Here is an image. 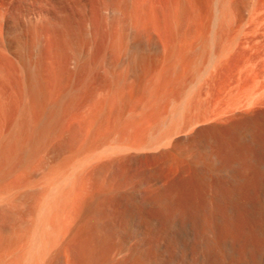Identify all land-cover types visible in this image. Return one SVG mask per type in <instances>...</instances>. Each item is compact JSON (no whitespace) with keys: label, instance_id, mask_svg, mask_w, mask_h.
<instances>
[{"label":"rangeland","instance_id":"1","mask_svg":"<svg viewBox=\"0 0 264 264\" xmlns=\"http://www.w3.org/2000/svg\"><path fill=\"white\" fill-rule=\"evenodd\" d=\"M0 264H264V0H0Z\"/></svg>","mask_w":264,"mask_h":264},{"label":"bare ground","instance_id":"2","mask_svg":"<svg viewBox=\"0 0 264 264\" xmlns=\"http://www.w3.org/2000/svg\"><path fill=\"white\" fill-rule=\"evenodd\" d=\"M213 165V164H212ZM209 168L211 169V170H215V168L213 167V166H209ZM210 231H213V228L210 226L209 228H208Z\"/></svg>","mask_w":264,"mask_h":264}]
</instances>
